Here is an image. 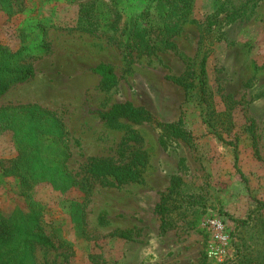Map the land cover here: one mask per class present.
<instances>
[{
	"label": "rangeland",
	"instance_id": "obj_1",
	"mask_svg": "<svg viewBox=\"0 0 264 264\" xmlns=\"http://www.w3.org/2000/svg\"><path fill=\"white\" fill-rule=\"evenodd\" d=\"M93 1L104 24L80 28ZM10 3L0 0V44L19 50L34 73L0 94V108L37 104L52 112L62 133L43 134L36 144L51 160L67 156L79 179L92 158L126 162L134 152L147 155L136 180L89 178L66 189L42 180L25 197L2 168L17 155V133L24 127L9 109L11 125H0V209H41L54 246L37 248V263L235 264L237 243L257 247L264 227V0ZM82 3H88L85 9ZM143 10L154 25L168 24L170 44L153 52L118 45L125 26ZM204 53L202 97L194 83ZM98 63L111 66L114 84L103 86L93 71ZM119 103L148 118L105 115ZM171 122L190 138L164 131ZM58 148L67 153L57 154ZM173 175L182 178L189 208L162 232L155 206ZM252 255L241 264H261Z\"/></svg>",
	"mask_w": 264,
	"mask_h": 264
},
{
	"label": "trees",
	"instance_id": "obj_2",
	"mask_svg": "<svg viewBox=\"0 0 264 264\" xmlns=\"http://www.w3.org/2000/svg\"><path fill=\"white\" fill-rule=\"evenodd\" d=\"M4 1L11 5L10 0ZM94 2L89 4L91 6L87 8V11L85 10L88 22L80 23V28L97 30L104 24L105 18L98 16V5ZM87 5L88 3H82L80 8L85 9ZM145 11L135 13L132 20L125 26L124 32L121 33L125 38H117L119 46L124 45L132 51L153 52L159 44L171 43L169 40L171 28L168 24L164 23L163 26L159 27L154 25L150 22ZM206 61L207 55L204 53L200 59L198 80L196 84L194 83L202 97L206 93ZM93 71L100 76L103 86L108 87L116 82L115 72L106 63H98ZM33 73L32 64L23 61L19 50L12 51L0 44V94H3L11 85L27 80ZM174 81L185 87L193 85V82H184L180 78H176ZM9 109L11 111L16 110V114L21 119V125L24 127L17 133L19 145L17 155L8 159L2 168L4 174L16 179L18 194L22 196L26 197L29 190L42 180H48L55 187L61 189L76 184L84 185L89 178L106 182L115 180L118 183L133 181L139 177V167L147 161V155L143 151L134 152L126 162H116L103 157L92 158L85 165L84 177L79 179L68 168L67 156H64L67 151L66 148L57 149V154L64 153L62 156L65 160L55 161L51 160L50 154L43 153L36 144L43 134L54 133L56 135L57 132L62 133V124L53 116V113L37 104L4 106L0 108L1 126L6 127L12 123L9 120ZM105 115L110 118L124 116L135 121L148 118L145 111L132 106L130 103L116 104ZM163 128L164 131L174 137L185 140L190 138L189 132L178 123H166ZM63 150L66 151L63 152ZM235 157L237 159L236 154ZM36 166H41L42 170H36ZM186 203L182 192V178L179 175H173L165 193L155 206V212L160 218L162 232L171 229L176 224L177 217L187 212L189 207ZM261 206L264 207V203ZM41 218V209L31 206H28L26 210L15 207L10 212L0 209V264H39L35 257L36 249L54 246L52 237L41 224ZM243 222L247 223L248 220H243ZM257 238L259 240L256 244L257 247L246 246V240L235 245V254L239 260L235 264H241L240 261L246 259L251 253L255 262L264 264V227L261 228ZM200 264H206L205 259Z\"/></svg>",
	"mask_w": 264,
	"mask_h": 264
}]
</instances>
